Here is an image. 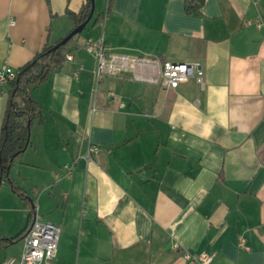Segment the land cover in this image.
<instances>
[{
  "label": "crops",
  "instance_id": "0c3cea01",
  "mask_svg": "<svg viewBox=\"0 0 264 264\" xmlns=\"http://www.w3.org/2000/svg\"><path fill=\"white\" fill-rule=\"evenodd\" d=\"M86 1L0 0V64L18 69L65 37L77 25L67 8ZM259 16L264 0H205L193 13L186 0H114L69 48L73 60L32 90L42 116L11 177L33 206L0 173V236L15 237L37 215L61 228L48 264H197L184 254L202 251L209 264H264ZM101 36L109 52L155 64L97 83L85 42ZM166 60L200 63L203 81L167 88ZM8 99L0 84V131ZM21 243L0 244V264L20 260Z\"/></svg>",
  "mask_w": 264,
  "mask_h": 264
},
{
  "label": "trees",
  "instance_id": "16d2710c",
  "mask_svg": "<svg viewBox=\"0 0 264 264\" xmlns=\"http://www.w3.org/2000/svg\"><path fill=\"white\" fill-rule=\"evenodd\" d=\"M204 2L205 0H186L187 12L199 11ZM113 3L114 0H108L107 10L98 17H95L94 13L91 21L101 23L111 11ZM90 11L91 0H87L79 12L67 8L66 13L79 25L86 20ZM79 35L76 34L65 45L58 47L56 50H51V48L64 37L60 38L55 44L45 45L32 60L19 68L16 78L7 84L9 99L0 131V173L1 177L10 183L13 191L25 203L32 206L33 202L27 191L17 185L11 177L14 162L23 155L30 144V130L33 123L42 116L41 105L33 97L32 90L46 81L50 74L67 60L69 48L77 41ZM34 212L35 209L33 208L31 214ZM30 224L15 237L0 236V244L8 246L23 239Z\"/></svg>",
  "mask_w": 264,
  "mask_h": 264
},
{
  "label": "built area",
  "instance_id": "2783aa9c",
  "mask_svg": "<svg viewBox=\"0 0 264 264\" xmlns=\"http://www.w3.org/2000/svg\"><path fill=\"white\" fill-rule=\"evenodd\" d=\"M259 28L264 26L261 16L256 19ZM85 48L88 52L94 53L98 58V67L96 70V82H101L107 74H118L127 70L130 66H134L138 62H151L155 64V60H146L141 57H131L128 55H120L111 53L107 50L104 36L98 39L89 38L85 42ZM68 60H73L71 54L67 55ZM19 68H13L8 64H0V84L6 85L16 78ZM204 69L200 63L178 62L166 60L162 64V82L167 88H175L182 82L190 78H196L198 82L203 81ZM114 96L113 91L108 92V97ZM123 105V103H122ZM96 105H93V111ZM97 149L96 145L89 148L86 159H91L90 153ZM71 169L69 170V173ZM61 236V228L50 221H44L39 216H35L29 226V229L23 237L24 250L20 260L15 258L8 259L5 264H48L57 255L59 240ZM185 258L191 263L209 264L212 260V254L202 251L197 257L186 252Z\"/></svg>",
  "mask_w": 264,
  "mask_h": 264
},
{
  "label": "water",
  "instance_id": "95a60500",
  "mask_svg": "<svg viewBox=\"0 0 264 264\" xmlns=\"http://www.w3.org/2000/svg\"><path fill=\"white\" fill-rule=\"evenodd\" d=\"M96 10V4H95V0H91V11L88 15V17L86 18V20L84 22H82L81 24L77 25L69 34H67L59 43H57L56 45H54L51 50H56L58 47L65 45L72 37H74L76 34H80L83 32V30L85 29V27L88 25V23L91 21L94 13Z\"/></svg>",
  "mask_w": 264,
  "mask_h": 264
},
{
  "label": "rangeland",
  "instance_id": "374dc122",
  "mask_svg": "<svg viewBox=\"0 0 264 264\" xmlns=\"http://www.w3.org/2000/svg\"><path fill=\"white\" fill-rule=\"evenodd\" d=\"M108 0H95V4H96V7H97V11H96V14L95 16L98 14V12H100L103 7H105L106 3H107ZM90 26L88 28H86L82 33H80V35L83 37V36H87L88 35V30H89ZM66 36V35H65ZM18 242H22L18 249H21L23 247V240L21 239L20 241Z\"/></svg>",
  "mask_w": 264,
  "mask_h": 264
}]
</instances>
